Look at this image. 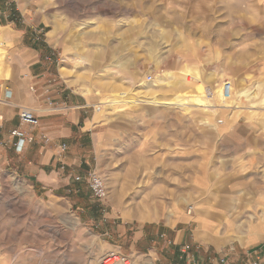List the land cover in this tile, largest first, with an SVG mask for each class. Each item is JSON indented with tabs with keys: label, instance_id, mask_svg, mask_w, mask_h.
<instances>
[{
	"label": "rangeland",
	"instance_id": "1",
	"mask_svg": "<svg viewBox=\"0 0 264 264\" xmlns=\"http://www.w3.org/2000/svg\"><path fill=\"white\" fill-rule=\"evenodd\" d=\"M13 31L45 46L54 32L41 60L45 103L56 111L52 88L60 97L74 81L101 118L94 132L116 140L107 164L55 166L62 175L44 190L0 166V264H97L106 221L231 244V261L239 245L264 247V0H0V36ZM3 40L0 73L10 66ZM196 95L206 108L189 101ZM238 132L255 133L252 169L231 170L245 149ZM93 171L102 203L74 180Z\"/></svg>",
	"mask_w": 264,
	"mask_h": 264
},
{
	"label": "crops",
	"instance_id": "2",
	"mask_svg": "<svg viewBox=\"0 0 264 264\" xmlns=\"http://www.w3.org/2000/svg\"><path fill=\"white\" fill-rule=\"evenodd\" d=\"M53 33V31L48 33L47 46L32 44L26 36L14 31L12 34L6 32L0 36V39H4V44H7L5 50L9 53L8 63L10 65H8V71L0 73V166H17L21 171L24 170V173L21 172L22 176L41 190H44L42 186L55 183L56 177L62 175L55 166H82L87 169V157L93 158L95 166L98 163L105 164L103 157H107L108 149L111 147L110 143L116 140L115 137L113 139L108 136L107 131L94 132V127L101 121V118L99 119L96 115L92 116L88 109L91 107L90 102L75 89L74 81L65 79L67 74L62 72V68L60 71L65 76L62 73L60 75L64 77L66 86L64 85L61 89L60 97L55 96V87L51 91V99L58 109L55 111V108H48L45 103L48 100L45 96V89L42 87L44 70L41 60L46 48L53 45ZM32 87L38 89L37 94L31 92ZM49 89L51 87L48 86L47 90ZM6 92L10 93L9 98L6 97ZM22 109L33 112L38 118V126L36 128L24 127V130L34 138V142L25 145L19 154L14 152L12 147L4 146V144L9 141V133L20 128L19 112ZM232 128L226 126L221 139L225 140L231 136ZM236 135L243 143V146L241 143L239 146L245 149L231 156L233 160L230 162L231 170L252 169L256 156L253 151L255 144L250 140L255 139V133L238 132ZM41 136L49 140V145H44L39 141ZM261 138L264 139L263 134ZM59 143L66 144L68 147L67 153L61 157L58 150ZM261 144L262 152L258 159L264 166V141ZM91 149L93 151L90 153ZM234 156H237L244 166H232L235 161ZM209 164L211 163L208 162L207 165ZM105 223L108 226L101 228L99 234L106 238L103 241L104 253L119 252L127 257L131 264H186L180 249L183 245H187L188 240H191L187 246L191 247L193 255H195V250L193 251L195 247L201 250L200 254L195 255L196 259L201 262L199 264H207L206 259L209 255L221 256L231 245L219 246L218 243H206L200 239L196 244L193 240V233L188 234L183 229L178 231L174 227L125 228L114 221ZM151 236H155L152 243L150 242ZM168 240L172 241L170 245L167 244ZM233 255V264H246L247 261L254 259H259L264 264L263 246L245 250L239 245L236 247V254Z\"/></svg>",
	"mask_w": 264,
	"mask_h": 264
},
{
	"label": "built area",
	"instance_id": "3",
	"mask_svg": "<svg viewBox=\"0 0 264 264\" xmlns=\"http://www.w3.org/2000/svg\"><path fill=\"white\" fill-rule=\"evenodd\" d=\"M232 85L229 82H224L222 88V94L224 99H228L231 94ZM32 93H36L35 88H30ZM47 88L45 92H47ZM6 97H10V93L6 92ZM19 123L20 128L13 130L9 133V141H6L4 146L12 147L14 152L21 153L27 144H31L34 141V138L30 134L23 130V127L36 128L38 126V118L33 114L31 110L22 109L19 112ZM45 140V143H48L47 138H42ZM60 157L64 155L66 150V145L61 144L58 146ZM75 181L82 182L85 181L90 196L93 200L97 202H104L107 197V190L104 179L97 174L95 171L87 174L85 178L75 177ZM163 238V236H160ZM167 244L170 245L171 241H167ZM195 250V251H194ZM193 251L196 254H200L201 250L199 247H195ZM232 249L226 253H222L221 256H208L206 259L207 264H232L230 259V254ZM191 247L183 245L180 249V253L184 256L186 264H199L201 263L196 259V256L191 253ZM205 262V260H204ZM97 264H131L130 260L119 252L109 251L101 255L98 259ZM246 264H262L259 259L249 260Z\"/></svg>",
	"mask_w": 264,
	"mask_h": 264
},
{
	"label": "bare ground",
	"instance_id": "4",
	"mask_svg": "<svg viewBox=\"0 0 264 264\" xmlns=\"http://www.w3.org/2000/svg\"><path fill=\"white\" fill-rule=\"evenodd\" d=\"M201 93H202V92H201ZM244 93H245V92H244ZM244 93L240 94V95H241L240 98H243ZM221 97H222V100L224 101L225 99L223 98V94L221 95ZM230 98H231V97H230ZM189 101L193 104V106H194V105H200V106H204V108L207 107V103H206V101L203 100V99L201 98V96H199V95L192 96V97L190 98ZM180 102H182V101L175 102L174 104H170V103H159L158 101L153 100L151 103H152V105H165V106H171V105H172V106H176V107H180V106H181V107L186 108L187 105H185L184 102H182V103H180ZM131 103H133V102H131ZM133 104H134V103H133ZM190 105H191V104H190Z\"/></svg>",
	"mask_w": 264,
	"mask_h": 264
},
{
	"label": "trees",
	"instance_id": "5",
	"mask_svg": "<svg viewBox=\"0 0 264 264\" xmlns=\"http://www.w3.org/2000/svg\"><path fill=\"white\" fill-rule=\"evenodd\" d=\"M35 188H38V187H35Z\"/></svg>",
	"mask_w": 264,
	"mask_h": 264
}]
</instances>
